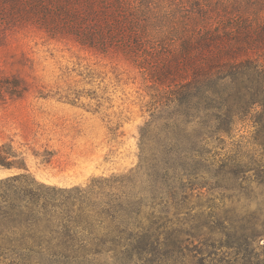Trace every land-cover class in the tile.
I'll use <instances>...</instances> for the list:
<instances>
[{
	"label": "trees",
	"instance_id": "16d2710c",
	"mask_svg": "<svg viewBox=\"0 0 264 264\" xmlns=\"http://www.w3.org/2000/svg\"><path fill=\"white\" fill-rule=\"evenodd\" d=\"M263 10L264 0H0V30L34 24L123 53L160 104L141 127V162L126 173L72 187L27 172L0 179V264H118L167 246L157 205L176 199L183 183L171 161H201L252 109H260L255 142L264 147ZM9 84L0 76V96L21 94ZM158 158L164 165L152 163ZM0 166L25 168L6 144Z\"/></svg>",
	"mask_w": 264,
	"mask_h": 264
},
{
	"label": "rangeland",
	"instance_id": "374dc122",
	"mask_svg": "<svg viewBox=\"0 0 264 264\" xmlns=\"http://www.w3.org/2000/svg\"><path fill=\"white\" fill-rule=\"evenodd\" d=\"M0 76L21 92L0 96V146L25 165L0 166V179L27 172L72 187L139 166L141 127L160 104L143 70L123 53L84 48L34 24L6 26L0 30ZM258 110L239 112L233 131L221 134L201 161L194 155L171 161L183 183L176 199L157 205L167 246L118 264H264ZM227 113L221 110L223 118ZM152 163L164 165L160 158Z\"/></svg>",
	"mask_w": 264,
	"mask_h": 264
}]
</instances>
